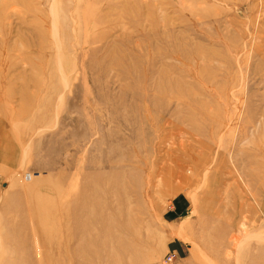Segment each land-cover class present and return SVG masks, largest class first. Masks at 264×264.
Instances as JSON below:
<instances>
[{"label": "rangeland", "instance_id": "rangeland-1", "mask_svg": "<svg viewBox=\"0 0 264 264\" xmlns=\"http://www.w3.org/2000/svg\"><path fill=\"white\" fill-rule=\"evenodd\" d=\"M188 261L264 264V0H0V264Z\"/></svg>", "mask_w": 264, "mask_h": 264}, {"label": "built area", "instance_id": "built-area-1", "mask_svg": "<svg viewBox=\"0 0 264 264\" xmlns=\"http://www.w3.org/2000/svg\"><path fill=\"white\" fill-rule=\"evenodd\" d=\"M171 259V256L168 254L166 257L163 259L164 261H169Z\"/></svg>", "mask_w": 264, "mask_h": 264}, {"label": "crops", "instance_id": "crops-1", "mask_svg": "<svg viewBox=\"0 0 264 264\" xmlns=\"http://www.w3.org/2000/svg\"><path fill=\"white\" fill-rule=\"evenodd\" d=\"M174 248H177V247H174ZM184 264H197V263L194 262V261H192V262L188 261V262H186V263H184Z\"/></svg>", "mask_w": 264, "mask_h": 264}]
</instances>
